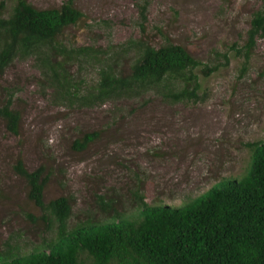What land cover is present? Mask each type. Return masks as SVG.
I'll return each mask as SVG.
<instances>
[{"label":"rangeland","instance_id":"1","mask_svg":"<svg viewBox=\"0 0 264 264\" xmlns=\"http://www.w3.org/2000/svg\"><path fill=\"white\" fill-rule=\"evenodd\" d=\"M26 1L43 9L64 0ZM71 1L84 14L85 25L66 29L64 39L103 47L140 33L134 2L143 0ZM144 1L147 39L160 43L158 28L206 63L212 61V51L239 44L250 14L264 11V0ZM232 54L228 51L226 65L198 78L202 98L194 103L169 104L149 93L92 107L57 104L37 83L31 58H14L0 76V100L2 90L13 92L12 106L20 114L17 136L0 122V189L7 196L0 201V250L9 231L29 223L12 214L18 204H26L25 188L10 169L16 157L27 169L41 163L58 170L46 183L43 198L72 195V220H82L91 210L93 192L119 198L120 211L126 213L131 210L127 189H134L135 182L147 205L176 206L221 179L245 175L251 155L246 144L264 139V44L255 40L241 77L242 58ZM123 63L128 65L129 59ZM91 73L85 67L81 75L89 79ZM99 129L100 138L84 151L69 150L80 132ZM27 211L38 214L30 205ZM32 239L36 236L25 238Z\"/></svg>","mask_w":264,"mask_h":264},{"label":"trees","instance_id":"2","mask_svg":"<svg viewBox=\"0 0 264 264\" xmlns=\"http://www.w3.org/2000/svg\"><path fill=\"white\" fill-rule=\"evenodd\" d=\"M134 7L139 35L100 47L63 38L66 29L85 25L84 14L71 0L43 9L26 0H0V76L14 58H31L37 83L60 105L92 107L149 93L169 104L194 103L202 98L198 78L226 65L228 51L242 58L241 77L255 40L264 44V11L258 9L250 14L239 44L214 50L212 61L202 62L158 28L161 41L151 43L145 33L146 2L135 1ZM85 67L93 71L89 79L81 75ZM2 91L0 122L17 136L20 114L12 106L14 93ZM101 133L80 132L69 150L84 151ZM246 145L251 147L250 165L239 179H221L176 206L147 205L135 182L134 189H127L131 210L126 213L120 211L119 198L93 192L91 210L82 220L70 219L72 195L43 198L57 169L41 163L27 169L16 157L10 169L25 188L27 205L18 204L12 214L29 223L3 239L0 264H264V139ZM2 200L7 196L0 189ZM28 205L38 214L28 212Z\"/></svg>","mask_w":264,"mask_h":264}]
</instances>
